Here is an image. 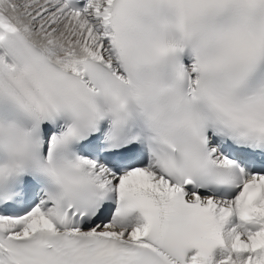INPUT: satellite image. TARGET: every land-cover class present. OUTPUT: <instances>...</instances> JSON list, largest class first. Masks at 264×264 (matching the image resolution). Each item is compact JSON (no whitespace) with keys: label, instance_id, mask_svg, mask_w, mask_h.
<instances>
[{"label":"snow or ice","instance_id":"snow-or-ice-1","mask_svg":"<svg viewBox=\"0 0 264 264\" xmlns=\"http://www.w3.org/2000/svg\"><path fill=\"white\" fill-rule=\"evenodd\" d=\"M0 264H264V0H0Z\"/></svg>","mask_w":264,"mask_h":264}]
</instances>
